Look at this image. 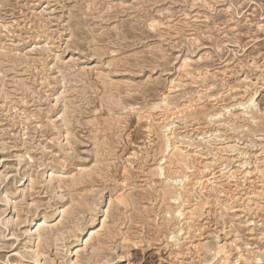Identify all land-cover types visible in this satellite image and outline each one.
<instances>
[{
    "label": "rangeland",
    "instance_id": "374dc122",
    "mask_svg": "<svg viewBox=\"0 0 264 264\" xmlns=\"http://www.w3.org/2000/svg\"><path fill=\"white\" fill-rule=\"evenodd\" d=\"M0 264H264V0H0Z\"/></svg>",
    "mask_w": 264,
    "mask_h": 264
},
{
    "label": "bare ground",
    "instance_id": "6f19581e",
    "mask_svg": "<svg viewBox=\"0 0 264 264\" xmlns=\"http://www.w3.org/2000/svg\"><path fill=\"white\" fill-rule=\"evenodd\" d=\"M167 102V101H166ZM241 106H243V107H245L246 108V110H252L253 108H254V106H256L255 105V100H254V97H252L249 101H248V103H246V104H243V105H241ZM247 106V107H246ZM165 108V107H164ZM134 111V110H133ZM245 113H248V112H245ZM244 114V113H243ZM247 115V114H246ZM212 117H214V116H212ZM161 127V126H160ZM168 127V126H167ZM165 131V130H164ZM164 135V134H163ZM174 133L172 132V129H168V130H166V132H165V135H164V142H165V146H164V150H162L161 152H163V158H162V160H160V161H162L159 165H158V167H157V176H160V177H162L163 179H164V181H166L167 182V185L169 186V187H171V189L172 188H174V190H171V193L173 194V200H177V199H179V198H181V196L182 195H180L179 193H178V191H177V189H176V186H179V184H180V182L178 181V180H180V179H178L177 177H174V178H170V177H167V170H166V168L164 167V164H166L167 162H171V161H169V160H172L173 159V162H171L172 164H173V169L174 170H178V169H180V168H182V167H186L187 168V165H186V162H188V160L189 159H192V157L193 156H191L190 155V151L189 150H187V148H185V147H181L180 145H178V143H176L174 140ZM161 142V141H160ZM183 142V141H182ZM161 145V144H160ZM190 145V144H189ZM185 146V145H184ZM161 150V149H160ZM226 150V149H225ZM161 152H160V154H161ZM196 153H197V151H196ZM196 155V154H195ZM197 156V155H196ZM198 157V156H197ZM170 158V159H169ZM194 160V159H193ZM158 163V162H157ZM195 163V162H194ZM194 165V164H193ZM258 168V167H257ZM260 168V167H259ZM172 169V170H173ZM155 170V169H154ZM172 170H170V171H172ZM180 171V170H179ZM188 172V171H187ZM246 172V171H245ZM156 174V173H155ZM170 174V173H169ZM180 175V174H179ZM246 176V175H245ZM248 176H249V172H248ZM185 179H187V177H185ZM185 179H184V181H185ZM182 181V180H181ZM197 181H198V179H197ZM214 182V181H213ZM171 183V184H170ZM181 183H183V182H181ZM175 186V187H174ZM214 186V185H213ZM178 188V187H177ZM180 188V187H179ZM178 188V189H179ZM182 188V187H181ZM214 189V188H213ZM181 190V189H180ZM169 191V190H168ZM214 192V191H213ZM163 193H164V191H163ZM166 195V194H165ZM183 199V198H182ZM199 208V207H198ZM197 209L195 208L194 210H192L190 213L193 215L194 214V212H197L196 211ZM183 211H184V209H183ZM189 211V210H188ZM178 217L179 218H182V219H185V215L183 214V213H181V211H179L178 212ZM187 216H189L188 214H187ZM177 217V218H178ZM180 220V219H179ZM183 221V220H182ZM187 224H189V222L187 223ZM77 226H79V225H77ZM79 229V228H78ZM180 229V228H179ZM71 231H73V230H71ZM79 232H80V230H79ZM180 232H183V231H181V229H180ZM176 234V233H175ZM181 234V233H180ZM178 235V234H177ZM39 237V236H38ZM177 241H179V240H177ZM208 248V247H207ZM223 249H224V247L223 246H219V248H218V252H222L223 251ZM211 250V249H210Z\"/></svg>",
    "mask_w": 264,
    "mask_h": 264
}]
</instances>
